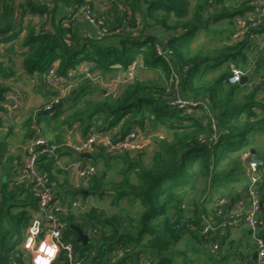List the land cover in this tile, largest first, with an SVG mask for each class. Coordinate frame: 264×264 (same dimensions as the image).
I'll list each match as a JSON object with an SVG mask.
<instances>
[{"label": "trees", "instance_id": "trees-1", "mask_svg": "<svg viewBox=\"0 0 264 264\" xmlns=\"http://www.w3.org/2000/svg\"><path fill=\"white\" fill-rule=\"evenodd\" d=\"M61 6L74 9L73 15L58 17ZM82 7L94 12L99 37L85 36L75 29L76 11ZM254 9L252 2L245 0H118L103 5L98 15L91 0H0L2 79L15 75L17 59H21L23 74H36L44 89L49 87L42 82V74L54 64L63 77L82 62L91 63L94 71L104 74L128 71L139 62L144 70L157 74L154 79L137 75L103 101L86 100L83 108L78 102L86 97L91 82L79 77L82 88L75 99L65 98L41 117L24 122L28 140L39 137L36 129L42 120L58 119L70 128L80 124L83 136L92 129L109 131L116 139L135 128L150 132L163 127L173 133L171 142L158 140L147 161L145 152L110 156L100 148L91 158L80 159L93 167L101 160L126 164L121 181L107 182L106 170L95 172L88 178L87 191L99 196L110 191L115 204L125 199L140 201L141 214L129 221V227L121 216L107 218L97 208L75 214L72 203L87 196L71 187L61 191L55 184L56 158L46 153L39 156L40 171L70 209L67 221L85 233L91 226L87 244L77 241L78 235L70 226L64 231L63 240L73 244L81 264H138L141 254L149 256L150 264H174L183 235L198 236L182 223L185 213L191 214L188 224L202 233L204 220L211 217L205 204L211 201L212 192L220 191L219 199L232 198L231 183L247 179L243 159L248 151L247 137L264 132V118L257 111L264 107L253 93L242 100L236 98L239 85L229 83V65L238 64V56L247 46L246 40L235 38L240 31L237 17ZM173 72L179 78L176 91L205 101L214 121L210 116L195 118L193 112L171 105ZM5 92L6 85L0 83V129L5 121ZM213 135L217 138L211 141ZM12 160L9 145L0 135V170ZM129 171L136 173V183ZM263 188L264 184L260 193ZM192 195L190 207L184 206ZM220 201L216 199L214 204L219 206ZM37 205L30 184L15 186L13 179L0 177V264L22 259L24 239H19L31 225ZM55 264L70 263L62 254Z\"/></svg>", "mask_w": 264, "mask_h": 264}, {"label": "crops", "instance_id": "crops-1", "mask_svg": "<svg viewBox=\"0 0 264 264\" xmlns=\"http://www.w3.org/2000/svg\"><path fill=\"white\" fill-rule=\"evenodd\" d=\"M91 2L94 6L97 5L98 8L102 10L103 5L100 4V0H91ZM73 12L74 9H69L61 6L58 10V17H70L71 15H73ZM73 25L76 30L82 32V34L85 36L94 38L99 37L98 28L89 23L84 17L76 16ZM237 25L239 26L240 31H238L237 35L235 36L236 40H246L247 43V46L242 50L241 54H239L238 56L240 58V60L238 61V65L243 71L244 75L252 72V76L247 84H238L239 88L237 91L236 98L242 100L245 95L253 93L255 95V100L260 102L264 107L263 25L253 14V12L250 11L244 13L243 17H237ZM152 32L155 34H159L158 30H154ZM14 67L15 75L12 77H8L7 79H2L0 77V83L7 84L10 82H14L18 84L27 92L28 95H30V97L32 96V99L30 98V103L45 102V104L48 106L54 101L56 97V92L50 88H42V85L40 83L41 81H39L36 74L34 76H27L23 74V71L21 69V59H17V62L15 63ZM149 72L150 71L143 69L144 75L141 76L148 78ZM90 82V85L87 87L90 89L86 90L87 95L86 97L84 96V98L82 99L92 102H99L103 101L105 98L111 95V93L106 92L100 85H98L95 82L94 78L91 79ZM81 88L82 85L79 80L74 82L66 99L68 98L69 101L75 99ZM28 105V102L24 105V112L18 120L8 121L4 119V125L0 129V135L2 136L3 140L8 143L10 156L14 160L9 162L8 166L4 171L0 170V177H4L5 180H12L14 178L18 168L22 165L26 157L27 148L30 142L32 141L28 140L25 137L26 129L23 123L30 117H41L47 107L46 106L42 110L35 109L34 115L28 117L26 116ZM79 105L80 104L78 102V106ZM32 107L35 108L36 106L32 105ZM29 111L32 112L34 110L32 109ZM257 111L259 112V117L264 118V108H257ZM193 113L195 118H208L210 114V109L209 114H203L200 111ZM25 116L26 118H24ZM42 121L40 122V124L43 123ZM33 123H36L35 119ZM20 124H22V126H20ZM40 124L37 127H41ZM55 133L57 138L56 144L65 142H79L81 141L82 129L81 125L78 123L72 126L71 128L68 126L61 125L55 128ZM16 134L19 135V140L15 141L14 139L13 142L12 138L16 136ZM252 134L254 138L253 144L249 141V137ZM252 134L247 137V141L249 142L246 146V150H248V152H250L252 155L256 156H260L257 154V151L261 150L263 155L260 157L264 158V132H256ZM163 139L167 140L168 142H171L173 139V133L163 127L156 128V130L150 131V133L148 132L146 137H144L145 146H148L151 141H153L156 148L158 140ZM58 141H60V143H58ZM93 154L96 155V153L92 152L91 157ZM80 159L81 157L79 158L76 154L69 151H63L58 154L54 167V174L56 176V183H54L57 186H60L59 189H61V191H66L69 189L68 187H71L74 188L77 193H79V190H81L79 184H84L85 182L88 183L89 179H81L77 175L74 168L71 166L74 162L81 161ZM83 164L91 165V162L85 161V163ZM246 175L247 179H244L242 182L231 183L230 188L232 191L231 194L233 195L232 198H229L228 196L219 199L220 191L214 190L212 192L211 198H209L211 199V201L209 200L205 204V207L209 211L211 216L209 218L213 228L211 236L207 240H205L203 238V235L199 234L197 238L192 235V240L188 242L180 241L178 246L176 247L177 253L174 259V264H256L257 250L255 244L251 238V233L249 229L241 221L248 210L246 203H244L246 197L245 192L249 185L248 174L246 173ZM69 176L71 177L70 179L68 178ZM261 194L262 196H264V188ZM89 196L87 195V197H85L84 199L89 198ZM261 198L264 205V198ZM216 199L221 200L219 206H216L217 203L214 204ZM218 207H220V209H217ZM261 216L264 218V211L262 210ZM37 217V212H35L33 219H36ZM234 221L241 222L239 223V225L236 226L228 225L226 232L222 233L219 226H222L223 224H230ZM86 234L89 235L91 239V226L89 227V232ZM181 243L182 246H180ZM148 257L149 256L147 254H141L139 256L138 264H150Z\"/></svg>", "mask_w": 264, "mask_h": 264}, {"label": "built area", "instance_id": "built-area-1", "mask_svg": "<svg viewBox=\"0 0 264 264\" xmlns=\"http://www.w3.org/2000/svg\"><path fill=\"white\" fill-rule=\"evenodd\" d=\"M116 1L118 0H100V4L106 6ZM245 1L252 2L255 8L253 14L262 23L264 30V0ZM76 16L84 17L89 23L98 28L90 7L78 9L76 11ZM159 54H162L160 48ZM93 68L94 66L91 63L82 62L74 69L70 70L67 76L63 77L58 74L55 64L44 72L41 77L42 82L56 92V97L53 103L47 107V110H50L54 104L60 103L68 96L77 78L85 76L90 80L93 79ZM229 68L231 72L229 83L232 85L239 84L244 75L243 71L236 63H231ZM133 75V72H129L127 77L129 79H134L135 77H133ZM178 79V75L173 72L175 93H173V97L169 100L171 105L187 112L200 111L203 114H209V107L205 101L187 98L183 96L180 91H176L178 88ZM5 85L6 92L4 93V102L6 104V112L3 118L8 121H16L24 112L27 92L14 82ZM209 116V118H212L211 120L214 121L212 115L209 114ZM213 128L216 129L215 124ZM145 134L146 131L135 128L125 137L116 139L109 131L92 129L86 136L81 135V141L79 142H65L60 144H50L40 136L34 138L27 148L26 157L22 165L18 168L13 178V185L21 186L23 184H30L32 186L38 200V217L32 220L31 225L28 227L26 238L21 244V251L23 253L22 259L20 261L13 260L10 264H33L35 256L46 255L38 251L40 242L44 240H47L49 246L52 243L57 245L58 251L52 264H55L62 254H65L70 264H81V262L77 260L73 244L63 240L64 231L70 226V223L67 221L70 209L57 197L50 180L40 171L38 161L42 153H46L49 157H55V160H57L58 154L63 151L81 155L91 154L98 148L110 155H135L141 152L145 147ZM216 138V135H213L211 141H214ZM42 147H44V149H42ZM243 159L246 162L249 185L245 192L246 197L244 202L248 210L241 221L249 229L251 238L255 244L257 250L256 264H264V218L261 216L262 196L260 193V187L264 184V158L252 155L247 151L243 154ZM71 166L81 179H88L96 172L95 167L92 165H85L82 161L74 162ZM71 207L73 212L76 208L80 210L84 209L79 200H75ZM240 222L234 221L230 224H223L219 226V228L222 233H225L228 225L236 226L239 225ZM30 228L32 229L31 232H29ZM212 230L213 228L209 218L205 219L204 229L202 230L204 238L208 239L212 234ZM53 232H59V238L53 236ZM33 233H35V236L33 237L31 247H25L27 238Z\"/></svg>", "mask_w": 264, "mask_h": 264}, {"label": "rangeland", "instance_id": "rangeland-1", "mask_svg": "<svg viewBox=\"0 0 264 264\" xmlns=\"http://www.w3.org/2000/svg\"><path fill=\"white\" fill-rule=\"evenodd\" d=\"M94 11L98 15L100 14V12H102L98 8L97 5L94 6ZM147 71H150V70H147ZM129 72L134 73L133 77H135L137 75H139V76L144 75L142 64L138 62V63H135L128 71L119 70V71H115V72L110 73V74H104L100 71H95L93 73V75H94L93 78H94L95 82L98 85H100L106 92H109L112 94V93L120 91L121 90L120 88H122V86L125 82H130L133 79V78L129 79L127 77ZM156 75L157 74H155V72L150 71L148 78L154 79V78H156ZM143 78H145V77H143ZM30 98L32 99V96L30 97V95L27 94L26 103L28 102L29 105L27 106L26 116H28V117L31 115H34L35 109L36 110H42L47 106L45 104V102H33V103L31 102L30 103V100H31ZM79 104H80L79 107L83 108L86 104V100L82 99L81 101H79ZM32 105H34L36 107L33 108ZM47 107H46L45 111H48ZM32 109L34 111H32V112L29 111ZM26 116L24 118H26ZM42 122L43 123L40 124L41 127H37V129H36L37 132L40 134L39 136L42 139H44L45 141H47L48 143L56 144L57 138L55 135L56 134L55 128L58 126H61V123H59L60 120L59 119L58 120H51V121L45 120ZM20 126H22V124H20ZM147 134H148V132L145 134V137ZM14 139H15V141L19 140V135L16 134V136H14L12 138L13 142H14ZM253 139L254 138H253V134H252L249 137V141L252 144H253ZM156 149L157 148H155V144L153 141H151V143L148 146L146 145L144 147V149L141 151V152H145L144 160L147 161L149 156H152ZM257 154L260 156L263 155L261 150L257 151ZM132 156H134V155H132ZM107 164H109V167L106 166ZM95 169H96L97 173L98 172L101 173L104 170H106L107 182H113V181L119 182L122 179V175L120 173L126 169V164H124L122 161H118L116 159L111 160V161H107V162H106V160H101L98 162V165L95 166ZM128 174L130 176V179L133 181V183H136L137 182L136 173L134 171H129ZM68 178L70 179L71 177L69 176ZM69 182H70V180H69ZM79 186H80L81 190H83V191H87V189L90 188V185L87 182H85L84 184H79ZM107 192L108 193L106 195H104V197H101L97 194H93V195H90L89 198L84 199L81 196H79L77 198V200H79L82 203L84 209L80 210V209L76 208L74 210V213L78 215L82 212L90 211L92 208H97L99 210V212L104 214L107 218H111L112 216H116V215L121 216L124 219L126 226L129 227V225H130L129 221L132 219H137L141 214L142 210H141L140 201L135 202V201H130L129 199H125V200L121 201L120 203L115 204L114 203L115 202L114 196L110 195V193H109L110 191H107ZM193 195L195 196V194H193ZM193 195H192V197H190V200L184 201V203H183L184 206L188 207L191 204V200L194 199ZM187 213L188 212L185 213V216L183 217L184 219L182 220V223H184V225H186V226L192 227L191 230H192V232H194V234H197L198 236H199V234L202 235V233H200V232H198V230H196L195 226L188 224V221H189V218L191 217V214H187ZM27 233H28V227L26 230L23 231L22 237L19 239V241H21L22 239H25ZM192 237H193L192 234L185 233L181 239V242L182 241L188 242V241L192 240ZM180 246H182V243L180 244Z\"/></svg>", "mask_w": 264, "mask_h": 264}, {"label": "clouds", "instance_id": "clouds-1", "mask_svg": "<svg viewBox=\"0 0 264 264\" xmlns=\"http://www.w3.org/2000/svg\"><path fill=\"white\" fill-rule=\"evenodd\" d=\"M32 229H29V232H31ZM53 236H56L59 238L60 233L59 232H53ZM35 236V233H33L31 236H29L26 240L25 247H31L33 237ZM38 251L40 253H45L46 255H37L34 258L33 264H52V261L55 259L56 253L58 251L57 245L55 243H52L50 246L47 243V240L41 241Z\"/></svg>", "mask_w": 264, "mask_h": 264}, {"label": "water", "instance_id": "water-1", "mask_svg": "<svg viewBox=\"0 0 264 264\" xmlns=\"http://www.w3.org/2000/svg\"><path fill=\"white\" fill-rule=\"evenodd\" d=\"M252 76V72H250L249 74L243 75L240 85H245L249 82L250 78ZM44 114L47 113V111L43 112ZM42 149H44V147H42ZM81 158H88L91 157V154H81L79 155ZM79 193H82L84 195H89L88 191H83V190H79ZM261 210L264 211V205L263 202H261ZM71 229H73L77 235H78V242L82 243V244H87L90 241V237L89 235H87L81 228H79L78 226L74 225V224H70Z\"/></svg>", "mask_w": 264, "mask_h": 264}]
</instances>
